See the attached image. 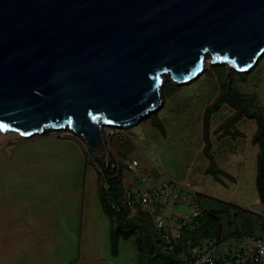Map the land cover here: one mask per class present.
I'll return each mask as SVG.
<instances>
[{
  "label": "water",
  "instance_id": "water-1",
  "mask_svg": "<svg viewBox=\"0 0 264 264\" xmlns=\"http://www.w3.org/2000/svg\"><path fill=\"white\" fill-rule=\"evenodd\" d=\"M249 72L264 55V0H0V132L82 135L107 155L205 58Z\"/></svg>",
  "mask_w": 264,
  "mask_h": 264
},
{
  "label": "rangeland",
  "instance_id": "rangeland-1",
  "mask_svg": "<svg viewBox=\"0 0 264 264\" xmlns=\"http://www.w3.org/2000/svg\"><path fill=\"white\" fill-rule=\"evenodd\" d=\"M220 65L235 70L237 88L245 93L257 94L264 107V55L249 72H240L228 64H214L209 58L205 63V71L192 81L178 84L172 78L164 80L163 91L170 82L177 84L178 88L173 94L168 93L169 96L154 111L162 123L163 130L154 124L153 118L146 117L139 124L126 128L131 131L133 145L126 143V146H123L125 139L121 137L112 139L109 136L112 130L121 128L104 127L103 133L108 152L105 162L108 163L109 152L117 154L120 159L122 150L128 148L126 161L137 159L143 164L147 162L152 150L157 159L156 164L163 172L160 180L170 181L177 190H180L181 185L197 189L200 192V202L194 204L193 208L202 209L204 212L219 210L220 217L225 223V235H229L233 230L243 231L249 223L256 231L255 236H259L264 234V216L260 214L264 206L256 184L258 146L251 141V136L257 127L254 120L244 118L239 122L238 127L245 133L244 135L223 139H219L216 133L212 135L213 151L219 164L230 171L236 180L224 176V182H220L211 174L205 173L208 159L203 153L202 120L206 105L219 94L217 72L213 69L221 67ZM240 73H245L246 77L243 78ZM232 112V108L225 105L213 116L212 129H217ZM40 135L75 136L84 143L91 156L99 158L82 135H77L68 128H48L43 133L32 136ZM9 137L23 136L15 132H0V142ZM97 167L99 170L98 165ZM124 174L126 177H133L136 174L140 176L138 171L133 173L126 170ZM191 210L189 203L177 201L173 197L169 198L165 206L166 216L174 215V219L185 215L192 216ZM230 220L233 221L231 224H229ZM247 221L248 223L244 224ZM255 236L246 234L240 239L227 236L228 238L223 239L218 245L219 257L222 259H226L227 255L233 257L241 250L250 252L255 246Z\"/></svg>",
  "mask_w": 264,
  "mask_h": 264
},
{
  "label": "crops",
  "instance_id": "crops-1",
  "mask_svg": "<svg viewBox=\"0 0 264 264\" xmlns=\"http://www.w3.org/2000/svg\"><path fill=\"white\" fill-rule=\"evenodd\" d=\"M0 264H140L134 237L113 253L97 163L79 138L0 142Z\"/></svg>",
  "mask_w": 264,
  "mask_h": 264
},
{
  "label": "trees",
  "instance_id": "trees-1",
  "mask_svg": "<svg viewBox=\"0 0 264 264\" xmlns=\"http://www.w3.org/2000/svg\"><path fill=\"white\" fill-rule=\"evenodd\" d=\"M220 66L213 69L217 72L219 94L213 101L206 105L202 120L203 153L208 159L205 173L211 174L220 182H224V176L230 180H236V177L230 171L219 164L217 156L213 151L214 140L212 135L216 133L219 139L225 137L235 138L239 135H244L245 133L238 127L239 122L244 118L254 120L257 127L251 136V141L258 146L256 184L264 205V107L257 94L245 93L237 88V80L234 77L235 70L225 65L223 67L222 65ZM240 74L243 75V78L246 77L245 73ZM166 86L165 91H163V100L169 96L167 95L168 93L171 95L178 88V85L173 82L168 83ZM225 105L231 107L233 112L217 129L213 130V116ZM148 117L153 118L154 124L163 130L162 123L154 112ZM130 134V130L120 129L112 130L109 136L112 139L114 137L125 139L126 142L123 143V146H126V143L133 145V139L130 137ZM128 150V148L122 150L120 159L117 157V154L109 152L107 164L95 157V161L100 168V199L105 212L112 221V249L114 254L118 253L121 239L127 240L134 237L137 243L140 264H201L199 258L191 250L198 246L203 239L215 241L219 245L223 239L229 236H234L238 239L246 234L255 236L256 231L248 221L244 222V224L248 223L245 230H233L229 235H225V223L220 217V211H203L201 215L190 221H186L181 231V236L177 240V249L175 251H162L161 247L164 240L163 232L156 227L151 215L141 209L132 212L126 203V176L124 172L127 167L125 158H127L126 155L128 156ZM152 172L160 176V173L156 170L152 169ZM232 222L230 220L229 224ZM189 241L190 244H188ZM230 257L227 255V258L230 259ZM222 260L225 261V259Z\"/></svg>",
  "mask_w": 264,
  "mask_h": 264
},
{
  "label": "built area",
  "instance_id": "built-area-1",
  "mask_svg": "<svg viewBox=\"0 0 264 264\" xmlns=\"http://www.w3.org/2000/svg\"><path fill=\"white\" fill-rule=\"evenodd\" d=\"M156 156L151 150L147 162L141 164L137 159L127 160L126 170L140 176L125 178V199L132 212L138 209L147 211L158 229L163 232L164 240L161 250L173 252L177 249V240L181 236L186 221L203 213L202 209H194L193 205L200 202V192L186 185H181L177 190L170 181H161L162 171L156 164ZM114 165V164H113ZM156 169L160 176L152 172ZM151 182V184H148ZM173 197L177 201H185L190 204L192 216L185 215L174 219V215L166 216L165 206L169 198ZM184 218H187L185 220ZM190 244V241L188 242ZM191 252L199 258L202 264H264V234L255 237V246L250 252L237 251L233 257L226 258L225 261L219 257L218 243L209 239H203L201 243L193 248ZM228 261V262H227Z\"/></svg>",
  "mask_w": 264,
  "mask_h": 264
},
{
  "label": "bare ground",
  "instance_id": "bare-ground-1",
  "mask_svg": "<svg viewBox=\"0 0 264 264\" xmlns=\"http://www.w3.org/2000/svg\"><path fill=\"white\" fill-rule=\"evenodd\" d=\"M209 58H210V56L207 55L206 58H205V63H206V61H208Z\"/></svg>",
  "mask_w": 264,
  "mask_h": 264
}]
</instances>
